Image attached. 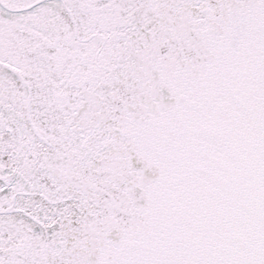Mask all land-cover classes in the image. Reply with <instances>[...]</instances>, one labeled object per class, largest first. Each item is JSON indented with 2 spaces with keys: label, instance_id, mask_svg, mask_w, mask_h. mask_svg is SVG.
Here are the masks:
<instances>
[{
  "label": "snow or ice",
  "instance_id": "1",
  "mask_svg": "<svg viewBox=\"0 0 264 264\" xmlns=\"http://www.w3.org/2000/svg\"><path fill=\"white\" fill-rule=\"evenodd\" d=\"M0 264H264V0H0Z\"/></svg>",
  "mask_w": 264,
  "mask_h": 264
}]
</instances>
